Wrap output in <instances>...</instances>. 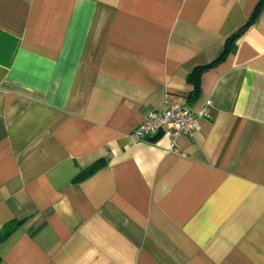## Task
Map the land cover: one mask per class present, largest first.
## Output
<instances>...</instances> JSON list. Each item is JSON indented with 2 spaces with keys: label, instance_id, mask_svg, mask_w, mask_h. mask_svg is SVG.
Masks as SVG:
<instances>
[{
  "label": "crops",
  "instance_id": "crops-1",
  "mask_svg": "<svg viewBox=\"0 0 264 264\" xmlns=\"http://www.w3.org/2000/svg\"><path fill=\"white\" fill-rule=\"evenodd\" d=\"M258 1L0 0V264H264V9L187 104Z\"/></svg>",
  "mask_w": 264,
  "mask_h": 264
},
{
  "label": "built area",
  "instance_id": "built-area-1",
  "mask_svg": "<svg viewBox=\"0 0 264 264\" xmlns=\"http://www.w3.org/2000/svg\"><path fill=\"white\" fill-rule=\"evenodd\" d=\"M210 102L197 111H192L188 105L170 106L159 110L147 112L140 124L130 134L135 142H150L151 138L159 133L169 137V151H177V139L181 135L191 136L199 127L202 119L210 118Z\"/></svg>",
  "mask_w": 264,
  "mask_h": 264
},
{
  "label": "trees",
  "instance_id": "trees-1",
  "mask_svg": "<svg viewBox=\"0 0 264 264\" xmlns=\"http://www.w3.org/2000/svg\"><path fill=\"white\" fill-rule=\"evenodd\" d=\"M264 9V0H259L256 4L254 10L250 14L245 25L240 27L237 31L231 34L224 43L223 50L221 54L213 60L211 63L200 65L195 67L191 73L189 74L188 80L193 85L191 92L187 96V104L190 105L197 97L199 93V81L201 73L209 69L216 64H218L221 60H223L228 54L232 53L236 48L237 39L246 31V29L256 20L259 16L261 10ZM101 166V162H95L91 166L82 170L74 179V181H80L83 178L93 174L99 167ZM20 225L18 221H11L6 223L0 230V242H4Z\"/></svg>",
  "mask_w": 264,
  "mask_h": 264
}]
</instances>
